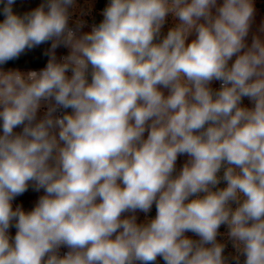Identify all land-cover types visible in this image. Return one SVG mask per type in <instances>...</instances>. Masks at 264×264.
I'll list each match as a JSON object with an SVG mask.
<instances>
[{
  "label": "clouds",
  "instance_id": "1",
  "mask_svg": "<svg viewBox=\"0 0 264 264\" xmlns=\"http://www.w3.org/2000/svg\"><path fill=\"white\" fill-rule=\"evenodd\" d=\"M0 3V65L48 41L53 50L40 71L0 70V264H227L222 224L244 264H264V38L246 42L254 0H109L79 36L75 0L23 16L15 0ZM169 15L178 23L161 38ZM60 45L70 52L57 62ZM30 182L44 195L13 209Z\"/></svg>",
  "mask_w": 264,
  "mask_h": 264
},
{
  "label": "rangeland",
  "instance_id": "2",
  "mask_svg": "<svg viewBox=\"0 0 264 264\" xmlns=\"http://www.w3.org/2000/svg\"><path fill=\"white\" fill-rule=\"evenodd\" d=\"M42 3H45V0H15V3L13 4V9L18 13L23 12L24 14L31 12L35 8L39 7ZM109 0H75L74 6L69 8L70 12V19H74L76 21H82L84 26V33L90 32V29L92 26H98L102 20L103 17V11L108 5ZM254 7H255V14H254V20L251 24L249 35L246 38V42L248 45L251 44L252 38L254 35H260L262 38H264V33L260 32V28L262 25H264V0H254ZM175 23H178V21H174L172 16L169 15L167 18V21L161 31V38L167 34V31L170 27L174 26ZM195 38V34L189 37V41L191 39ZM52 43L51 41H49ZM44 44V43H43ZM43 44L33 47L32 49H26L24 53L27 55L26 58L22 60V65L18 71L24 72L32 69H41L40 66L42 65L43 59H42V53L43 49L41 50V47ZM51 47V46H50ZM32 52H37L40 54V56H36ZM70 49L66 47L65 53L69 54ZM62 53V45L58 47L57 55L60 57ZM53 54V50L51 49L50 56L48 58H51V55ZM56 54V49L54 50V55ZM235 59V57L233 58ZM47 61V63H48ZM47 65V64H46ZM1 66V65H0ZM46 67V66H45ZM44 68V67H43ZM2 71H9L6 69H1ZM70 76V75H69ZM90 78V77H89ZM211 87L214 90H218L220 87L219 81H213L211 84ZM165 94H167L165 90ZM46 105V104H43ZM243 106L252 107V103L248 98H244L242 101ZM43 108H40V112H43ZM65 112H71V109H64ZM42 114V113H41ZM44 116V113L42 114V117ZM22 131V126L17 127L14 129V132L20 133ZM0 134H2V128H0ZM147 136V133H145V138ZM189 159L187 155H181L178 156L177 162H176V172L174 175L178 174L180 169L183 167V165L186 163V161ZM44 195L43 189L36 191L34 190V187L32 183L30 182L28 190L24 192L22 195L17 196L12 201L13 209H15L17 206L22 207V209L26 212L31 211L36 203L38 202L40 196ZM125 216L132 215V213H125ZM137 216V222H144L146 219L154 218L156 215V207L155 204L152 206V209L147 213H143L140 211H137L135 213ZM17 229L12 226L9 228L8 232L10 237L14 238L16 234Z\"/></svg>",
  "mask_w": 264,
  "mask_h": 264
},
{
  "label": "trees",
  "instance_id": "3",
  "mask_svg": "<svg viewBox=\"0 0 264 264\" xmlns=\"http://www.w3.org/2000/svg\"><path fill=\"white\" fill-rule=\"evenodd\" d=\"M3 7H4V4L0 3V22H2L5 18L3 11H2ZM12 8H13V5H12ZM13 12L17 15H20V16L24 15L23 12L19 11L17 13L14 9H13ZM50 46H51V43L48 41V42L44 43L43 46L41 47V50L43 49V53L41 54L43 62H42V65L40 66V68L45 67L47 64V61H48V58H49L50 52H51ZM32 53L35 54L36 56H40V54H38L37 52L36 53L32 52ZM26 57H27V55L23 52L18 58L13 59V60H9L5 64L1 65L0 68L6 69V70H18V69L22 68L21 67L22 60ZM221 175H222V173H221ZM224 186H226L225 183L223 181H221V184L218 187H224ZM233 207H235V205H233ZM228 231H229V229H228L227 225L222 224L218 230L219 234L217 235V238H216L218 243L225 245L223 255L227 261V264H236L235 257L237 255H239L240 264H244L245 257L242 254H238L236 252V249L233 247V242L228 236ZM185 235L188 236L189 238L194 239V240H199V237L196 236L194 233L187 232V233H185ZM155 264H165V262L162 258L158 257Z\"/></svg>",
  "mask_w": 264,
  "mask_h": 264
},
{
  "label": "built area",
  "instance_id": "4",
  "mask_svg": "<svg viewBox=\"0 0 264 264\" xmlns=\"http://www.w3.org/2000/svg\"><path fill=\"white\" fill-rule=\"evenodd\" d=\"M90 1H92V0H90ZM84 26H85V24L83 23V27L77 29V21L74 20V19H69V27H71L73 30H75V31L77 32V35H78V36H79V35H82V33L84 32ZM92 27H93V26H92ZM92 27H91V29H92ZM91 29H90V31H91ZM59 47H60V46H59ZM65 49H66V47H65L64 45H62V53H61L60 57H58V55H57L58 47L56 48V54H55V57H56L57 62H62L63 58H64L65 56L68 55L67 53H65ZM42 69H43V68H41V69H32V70H28V71H40V70H42ZM28 71H24L23 73H27ZM68 75H71V73L69 72ZM90 79H91V78H89V80H90ZM42 108L44 109V110H43V113L45 114V112H46V110H47V105H43V106L41 107V109H42ZM63 114H64V109L59 108V109H57V111L54 113V116L59 117V116H62ZM58 251H59V255L63 256L64 254H66V253L69 251V249H68L67 247L62 246Z\"/></svg>",
  "mask_w": 264,
  "mask_h": 264
},
{
  "label": "crops",
  "instance_id": "5",
  "mask_svg": "<svg viewBox=\"0 0 264 264\" xmlns=\"http://www.w3.org/2000/svg\"><path fill=\"white\" fill-rule=\"evenodd\" d=\"M42 106H43V102H42ZM41 113L43 114V112L38 111V113H37V120L43 118Z\"/></svg>",
  "mask_w": 264,
  "mask_h": 264
}]
</instances>
